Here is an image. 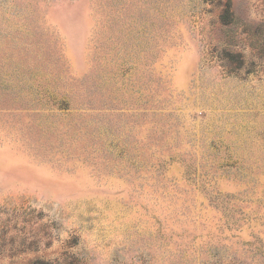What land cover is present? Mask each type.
Returning <instances> with one entry per match:
<instances>
[{"label": "rangeland", "instance_id": "1", "mask_svg": "<svg viewBox=\"0 0 264 264\" xmlns=\"http://www.w3.org/2000/svg\"><path fill=\"white\" fill-rule=\"evenodd\" d=\"M0 264H264V0H0Z\"/></svg>", "mask_w": 264, "mask_h": 264}]
</instances>
